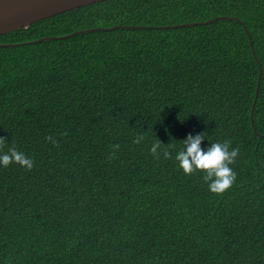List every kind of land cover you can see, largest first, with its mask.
<instances>
[{
	"label": "trees",
	"instance_id": "1",
	"mask_svg": "<svg viewBox=\"0 0 264 264\" xmlns=\"http://www.w3.org/2000/svg\"><path fill=\"white\" fill-rule=\"evenodd\" d=\"M62 35L0 47V151L34 160L0 167V264H264V0H103L0 43ZM199 132L239 149L223 193L163 155Z\"/></svg>",
	"mask_w": 264,
	"mask_h": 264
},
{
	"label": "clouds",
	"instance_id": "2",
	"mask_svg": "<svg viewBox=\"0 0 264 264\" xmlns=\"http://www.w3.org/2000/svg\"><path fill=\"white\" fill-rule=\"evenodd\" d=\"M50 139V138H49ZM143 136H137L136 143H139ZM206 138L205 132L188 134L181 140L179 148L173 152L165 149V158H174L177 167L185 175L197 172L203 173V180L208 190L213 193H223L228 190L236 180V172L231 165L239 155V149L231 147L230 141H215L202 147V141ZM6 140L0 137V145ZM161 142L152 146L151 151L155 154L160 148ZM114 147H119L115 145ZM175 148V146H172ZM10 164H18L20 167L31 170L34 167V160L26 153L19 151L16 147H10L7 151H0V167H7Z\"/></svg>",
	"mask_w": 264,
	"mask_h": 264
},
{
	"label": "water",
	"instance_id": "3",
	"mask_svg": "<svg viewBox=\"0 0 264 264\" xmlns=\"http://www.w3.org/2000/svg\"><path fill=\"white\" fill-rule=\"evenodd\" d=\"M99 1L103 0H0V34L20 29L41 19L70 10L72 8ZM213 20L214 19H211L210 21ZM119 27L121 26H114L110 29ZM72 34L76 33L73 32ZM67 37H69V35H62L59 37H42L36 40L20 43H0V47L19 46L24 43H37L43 40Z\"/></svg>",
	"mask_w": 264,
	"mask_h": 264
}]
</instances>
